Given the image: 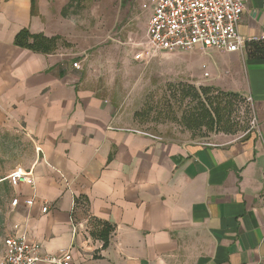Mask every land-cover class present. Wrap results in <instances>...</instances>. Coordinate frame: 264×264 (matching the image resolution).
<instances>
[{"label":"crops","instance_id":"crops-1","mask_svg":"<svg viewBox=\"0 0 264 264\" xmlns=\"http://www.w3.org/2000/svg\"><path fill=\"white\" fill-rule=\"evenodd\" d=\"M68 3L0 0V133L27 141L32 156L0 177V200L10 198L0 257L20 225L43 257L71 251L69 264H264V0H246L243 51L195 50L210 89L252 99L259 128L205 140L144 129L113 89L87 77L86 49L62 16ZM23 30L61 41L34 53L15 45ZM18 168L34 186L10 184Z\"/></svg>","mask_w":264,"mask_h":264},{"label":"rangeland","instance_id":"rangeland-1","mask_svg":"<svg viewBox=\"0 0 264 264\" xmlns=\"http://www.w3.org/2000/svg\"><path fill=\"white\" fill-rule=\"evenodd\" d=\"M153 1L83 0L79 15L70 10L71 30L76 33L71 41L78 49H86L82 71L106 90L113 89L127 105L132 120L136 118L134 122L144 129L195 140L215 134L232 139L246 132L250 128L249 102L243 96L210 89L207 76L203 78L200 72L206 64L202 52L160 53L149 63L133 60L134 49L145 41ZM82 32L83 38L75 37ZM205 98L220 110L221 120L213 130L191 131L184 119L202 111V105L208 107ZM136 111L139 115L133 118ZM2 141H10L13 149H0V177L32 159L27 141L21 147L20 140L0 133V144ZM9 202L10 198L4 199L0 206V245Z\"/></svg>","mask_w":264,"mask_h":264},{"label":"built area","instance_id":"built-area-1","mask_svg":"<svg viewBox=\"0 0 264 264\" xmlns=\"http://www.w3.org/2000/svg\"><path fill=\"white\" fill-rule=\"evenodd\" d=\"M246 0H154L152 14L147 25V50L135 56L136 61L149 63L163 52H193L197 47L213 49L221 53H236L245 49L246 43L239 34V25ZM264 40V37H263ZM73 68L79 70V63ZM208 76V75H206ZM252 107V99L247 100ZM251 130H258L253 115ZM40 152V149H37ZM13 187L34 186L32 171L16 169L8 177ZM33 202H27L32 205ZM19 205L15 199L12 206ZM47 208L43 210L46 212ZM76 230V229H74ZM40 245L29 241L26 231L15 225L4 240V252L0 264H69L71 251L61 255L43 257Z\"/></svg>","mask_w":264,"mask_h":264},{"label":"trees","instance_id":"trees-1","mask_svg":"<svg viewBox=\"0 0 264 264\" xmlns=\"http://www.w3.org/2000/svg\"><path fill=\"white\" fill-rule=\"evenodd\" d=\"M33 8L34 9L36 8L34 2H33ZM83 8H84L83 0H69V3L62 11V16L66 19H70L69 18L70 10H72L73 12L72 15H79V12L83 10ZM60 41L61 38L58 36L53 38H47L42 34L33 35L28 30H23L17 35L15 39V45L20 48L30 50L34 53L50 55L57 50ZM201 93L203 94V92ZM205 103H207L208 107L202 105L203 108L202 111H200L196 115L194 114L184 119L186 128H188L191 131L201 130L203 128H206L207 130H213L217 126L218 122H220L221 120L220 110L217 107H214V103L211 102L209 98L208 99L205 98ZM3 203L4 201L0 200V206ZM104 227L105 229L103 230L102 238L105 240V244H106L107 235L108 232L110 231V228L109 227L107 228L106 226Z\"/></svg>","mask_w":264,"mask_h":264}]
</instances>
